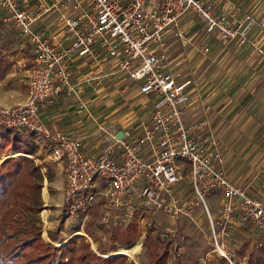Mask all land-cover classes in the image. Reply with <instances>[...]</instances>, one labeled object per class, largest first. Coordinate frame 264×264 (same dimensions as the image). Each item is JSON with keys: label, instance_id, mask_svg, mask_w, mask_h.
Returning a JSON list of instances; mask_svg holds the SVG:
<instances>
[{"label": "built area", "instance_id": "obj_1", "mask_svg": "<svg viewBox=\"0 0 264 264\" xmlns=\"http://www.w3.org/2000/svg\"><path fill=\"white\" fill-rule=\"evenodd\" d=\"M51 7L59 9L55 27L36 29L35 21ZM233 8L226 1L224 10L218 11L209 0H0V23L13 27L30 53L29 63L21 67L25 97L0 105V125L49 139L51 156L63 163L60 211L67 222L80 219L81 224L100 201L101 220L107 221L132 194L178 217H192L200 203L207 213L212 247L226 258L224 241L235 220L264 230V199L227 177L223 155L210 134L200 138L190 134L183 107L191 81L172 75L165 63L170 34L180 47H198L201 52L208 51L206 39L213 36L247 43L263 53L256 39L248 36L261 21L251 14L236 19ZM185 17L194 22L182 27L179 21ZM74 57L90 59L96 66L104 63L110 72L124 74L149 99L147 119L122 129L120 137L111 133L91 155L81 151L77 137L61 133L55 122L43 123L38 115L45 99L71 89L69 64ZM206 122L201 117L195 126L199 129ZM183 163L193 195L180 201L174 186ZM212 191L219 195L213 218L204 201ZM44 219L45 215L40 219L42 230Z\"/></svg>", "mask_w": 264, "mask_h": 264}, {"label": "rangeland", "instance_id": "obj_2", "mask_svg": "<svg viewBox=\"0 0 264 264\" xmlns=\"http://www.w3.org/2000/svg\"><path fill=\"white\" fill-rule=\"evenodd\" d=\"M234 1L242 9L251 12L250 14L257 19L260 18L258 15L264 10V0H257V3L262 8H257L256 6L258 4L255 3H253L252 7L247 8V6L241 4V0ZM55 15L56 13H53L52 17ZM190 34L192 39L194 32ZM170 37L172 39L167 40L165 45L166 67L172 75L189 78L192 88L196 89L199 94L204 93L201 101L206 99L208 105L212 104V106L218 104V111L223 114L227 113L238 102L248 101L247 107H250L256 101L252 99L251 87L264 84V79L258 78L259 74L264 71V54L254 53L244 46L235 44V42L211 43L210 41L208 51L201 52L198 47H180L176 44L174 35L172 34ZM20 40L21 36L13 27L6 23H0V68L11 73L9 75L13 79L9 81L13 86L14 93H19L20 89L25 87L19 72L20 65L22 66L21 49L18 48ZM201 42L204 41H199V43ZM93 64L92 62L91 66L88 67L89 73L85 75L88 80L84 81V85L91 84L92 90L94 91V101L97 104L95 109L97 112L93 114V121H96L100 125L95 130L96 133L94 135L96 139H100L99 144L102 145L107 142V138L105 137L107 134L102 128L113 132L117 128L131 127L137 121L147 119L150 114V106L149 99L142 96L141 93V95L139 94L134 81L127 80L128 78L121 80L120 78H116L117 76L113 77V75L119 72H111L113 79L111 78L110 80L107 78V73H110V68L106 64L101 63L99 66ZM239 89L242 92L238 95L239 98L234 99ZM201 117H206L207 122L197 129L195 123ZM183 119L189 127L191 135L200 138L208 134L209 119L207 115L202 116L201 110L189 112L187 108V110L185 109ZM43 139L44 153L50 154L47 139ZM43 139L39 140L42 141ZM213 145L221 151V148L214 140ZM238 157H240L239 154ZM241 157H243V167L247 170V173H245L246 178L259 180L257 173H253L255 164L253 162L259 158L252 156V152ZM33 161L40 169L42 175L40 187L41 202L43 196L48 207L52 208L53 206L51 204L55 203L58 197L57 182L60 178V172L57 171L58 167H56V160L50 154L49 156L46 155L42 160L34 156ZM223 163L222 167L226 170ZM180 174V178L174 186V194L180 201L191 199L193 191L186 163L181 165ZM227 175L235 183L236 181H240L238 179L240 175L234 172L229 173L228 169ZM241 185L245 189L253 190L248 183H241ZM253 192L264 199V194H259L257 191ZM263 192L262 190L261 193ZM218 196L217 191H212L204 195V201L212 218L218 209ZM43 207L44 205H41V209ZM41 209L39 212L44 215V209L42 211ZM96 209H92L91 213L98 214ZM193 210L192 217H178L169 211L155 209L146 204L142 199L131 194L124 206L118 207L115 211V221L124 224L129 220H134L141 233L135 240L130 241L128 244L118 245L117 249L129 246L132 242L138 241V250L132 254L133 257L122 253L127 259L137 264L138 251L143 234L145 231H151L152 233H161L163 237L166 235L170 238L168 264H205L208 258L223 256L218 249L212 247L207 213L200 203ZM53 214L54 212L52 214L48 213V218H52L51 215ZM54 217L56 216L54 215ZM57 217L59 218L58 225L52 228V230L55 229L57 231L58 229L57 233L61 234L59 230L64 231L66 223L69 222L65 219L61 220L62 214L60 210ZM40 232L44 238V230L41 229ZM75 233V235H83L89 241L90 248L95 249L96 242L89 239L86 235L81 234L83 233L82 231L81 233ZM258 233L264 232H260L252 225L235 220L231 234L224 242H226L227 247L228 245H234L232 248L235 251L238 245H240V242L245 238H255ZM97 234L102 236L99 231H97ZM53 243L57 244L59 242ZM238 263L244 264L243 258H240Z\"/></svg>", "mask_w": 264, "mask_h": 264}, {"label": "trees", "instance_id": "obj_3", "mask_svg": "<svg viewBox=\"0 0 264 264\" xmlns=\"http://www.w3.org/2000/svg\"><path fill=\"white\" fill-rule=\"evenodd\" d=\"M3 71L0 68V74ZM34 152L28 131L0 125V264H136L123 254H108L138 237L141 232L136 222H116L118 207L102 221L101 201L95 204L98 214L91 213L94 205L81 224L80 219L66 223L65 235L48 229L50 241L42 237L38 215L42 175L33 161ZM76 230L96 242L95 249L83 235H73ZM170 241L166 235L145 231L137 264H168ZM233 246L227 247L228 258H208L205 264H239L240 258L244 264H264V233L245 238L235 251Z\"/></svg>", "mask_w": 264, "mask_h": 264}, {"label": "crops", "instance_id": "obj_4", "mask_svg": "<svg viewBox=\"0 0 264 264\" xmlns=\"http://www.w3.org/2000/svg\"><path fill=\"white\" fill-rule=\"evenodd\" d=\"M47 2L48 0H44ZM211 1L218 11L224 10V5L226 1L231 2L234 6L232 13L236 19L243 16V14H250L251 12L246 11L240 7V5L235 2L234 0H209ZM241 4L247 6V8L252 7L253 3L258 4L257 0H241ZM248 3V4H247ZM260 8L261 5L258 4L256 6ZM262 8V7H261ZM249 12V13H248ZM56 13L54 17L52 14ZM230 14V13H229ZM59 9L51 7L50 9L44 11L39 18L35 21L34 27L36 29H43L45 28L46 31L50 30L52 27H55V23L58 20ZM252 15V14H251ZM261 21V26H257L250 31L248 34L249 37L256 39L258 45L264 48V10L258 15ZM230 18V16L228 17ZM189 17L182 18L179 23L182 27L189 23ZM194 19L187 25L189 26ZM3 23V22H2ZM7 24V23H6ZM192 24L188 33H192V28L194 27ZM172 34L169 35L167 40H171L170 37ZM191 37V35H190ZM210 41L211 43H225V42H235V44L241 45L246 47L247 49L255 52L252 50L247 43L240 44L235 39L224 40L221 41L213 36L207 37L206 41ZM175 42L177 43V39L175 38ZM189 47V46H187ZM18 48L21 49L22 54V65L29 63L30 53L28 48L21 40L19 41ZM257 54H264L257 53ZM90 59L87 58H80L74 57L70 64H69V81L71 84V89L69 91L61 90L56 96L52 98L45 99L44 102L41 104L38 115L39 118L42 120L43 123L48 124L50 122H55L58 129L61 133L69 136L77 137L80 140V148L81 151L86 155L95 154L98 152L104 144H99V138H95V133L97 127L99 128L100 125L93 121V114L97 112L95 109L96 103L94 101V91L92 90L91 84H85L84 81L88 80L85 75H87L88 67L91 66ZM94 63V62H93ZM95 64V63H94ZM93 64V65H94ZM96 65V64H95ZM20 67H22L20 65ZM20 77L21 75V68H19ZM11 74L8 71H3V74H0V105H12L16 102L21 101L25 97V87L20 89L19 93L13 92V86L10 84V79H13ZM117 76L116 78H120L121 80H126L127 77L124 74L117 73L113 75V77ZM92 77V76H91ZM111 72L107 73V78L111 80ZM90 78V76H89ZM258 78L264 79V71H262ZM129 80V79H127ZM136 86V82L134 81ZM252 88V99L256 101L252 103L250 107H247L248 101H243L242 103H236L233 108H230L229 111L225 114L218 111L219 105L212 104L208 105V101L205 99L202 100L203 92L199 94V92L191 88L189 100L183 107V116L185 109L189 112L201 110L202 116H208V134L211 135V138L216 141L218 146L221 148V153L223 157V164L226 168L225 173L227 175L228 172H234L235 174H239L240 177L238 178L240 181H236V183L245 184L248 183L251 186V190H246L254 195H256L253 191H257L259 194L261 191H264V84L254 85ZM242 90H238L236 92L235 98H239ZM140 94V92H139ZM141 95V94H140ZM144 96V95H142ZM145 97V96H144ZM67 100V101H66ZM135 124V123H134ZM133 124V125H134ZM132 125V126H133ZM96 126V127H95ZM95 128V129H94ZM124 128H117L113 132H109L102 128L107 135V142L109 141L111 133L117 134L119 130ZM29 137L35 144V152L34 156L40 158L41 160L45 158V156H49L50 154L44 153L45 148L43 147L44 139L42 136L32 134L28 132ZM39 139H43L40 141ZM47 139V138H46ZM216 139V140H215ZM106 142V143H107ZM47 143L50 149V141L47 139ZM235 152V154H234ZM250 152H252V156L255 158H259L257 161H254V171L253 173H257L259 180L248 179L246 178L247 170L243 167V157L246 156ZM238 154L240 157H238ZM33 156V158H34ZM53 158V157H52ZM37 159V158H35ZM54 159V158H53ZM240 159V161H239ZM56 160L58 169L57 171L60 172V178L57 182V200L55 203H52V208H49L47 203L45 202V198L42 196L43 200L41 205L44 207L41 211H44L45 219H44V238L49 239L46 236V232L48 229H52L58 225V212L60 210V204L62 201V187H63V174L62 168L63 163L60 160ZM238 160V161H237ZM59 165V166H58ZM228 177V175H227ZM232 181V180H231ZM242 186V185H241ZM245 188V187H244ZM47 193V192H46ZM258 196V195H257ZM96 205L94 206V208ZM54 209V210H53ZM52 218H48V213L52 214ZM54 215L56 217H54ZM39 217H43V215L39 212ZM248 224V223H247ZM250 225V224H249ZM80 232V230H76ZM59 232L65 235V232L59 230ZM86 235L84 232L81 233ZM87 236V235H86ZM43 237V236H42ZM88 237V236H87ZM90 239V238H89ZM50 240V239H49Z\"/></svg>", "mask_w": 264, "mask_h": 264}, {"label": "bare ground", "instance_id": "obj_5", "mask_svg": "<svg viewBox=\"0 0 264 264\" xmlns=\"http://www.w3.org/2000/svg\"><path fill=\"white\" fill-rule=\"evenodd\" d=\"M77 233H80V232H77ZM76 234V233H75ZM74 234V235H75ZM45 236V234H44ZM46 238V237H45ZM58 244V243H57ZM138 250V241H134L132 242L131 244H129V246H126V247H122L120 249H118L117 251H112V252H109L108 254H112V255H117L119 253H124V254H127L128 256L130 257H133V253H136Z\"/></svg>", "mask_w": 264, "mask_h": 264}, {"label": "water", "instance_id": "obj_6", "mask_svg": "<svg viewBox=\"0 0 264 264\" xmlns=\"http://www.w3.org/2000/svg\"><path fill=\"white\" fill-rule=\"evenodd\" d=\"M121 134H122V130H119V131L117 132L116 136H117V137H120ZM119 254H122V253H119Z\"/></svg>", "mask_w": 264, "mask_h": 264}]
</instances>
